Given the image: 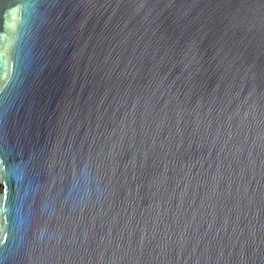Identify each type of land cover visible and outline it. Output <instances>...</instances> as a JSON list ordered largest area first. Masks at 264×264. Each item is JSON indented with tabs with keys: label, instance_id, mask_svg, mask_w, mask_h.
<instances>
[{
	"label": "water",
	"instance_id": "95a60500",
	"mask_svg": "<svg viewBox=\"0 0 264 264\" xmlns=\"http://www.w3.org/2000/svg\"><path fill=\"white\" fill-rule=\"evenodd\" d=\"M0 264H264V0H0Z\"/></svg>",
	"mask_w": 264,
	"mask_h": 264
},
{
	"label": "trees",
	"instance_id": "16d2710c",
	"mask_svg": "<svg viewBox=\"0 0 264 264\" xmlns=\"http://www.w3.org/2000/svg\"><path fill=\"white\" fill-rule=\"evenodd\" d=\"M0 191H1V185H0Z\"/></svg>",
	"mask_w": 264,
	"mask_h": 264
}]
</instances>
